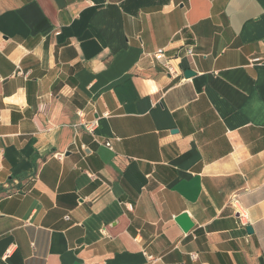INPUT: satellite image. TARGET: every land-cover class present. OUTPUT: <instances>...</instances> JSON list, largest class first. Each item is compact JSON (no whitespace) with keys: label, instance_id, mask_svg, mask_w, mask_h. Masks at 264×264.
Masks as SVG:
<instances>
[{"label":"crops","instance_id":"crops-1","mask_svg":"<svg viewBox=\"0 0 264 264\" xmlns=\"http://www.w3.org/2000/svg\"><path fill=\"white\" fill-rule=\"evenodd\" d=\"M0 264H264V0H0Z\"/></svg>","mask_w":264,"mask_h":264},{"label":"water","instance_id":"water-1","mask_svg":"<svg viewBox=\"0 0 264 264\" xmlns=\"http://www.w3.org/2000/svg\"><path fill=\"white\" fill-rule=\"evenodd\" d=\"M192 73L193 72L191 70H185L184 75L185 76H190V75H192ZM174 220L176 221L177 224H179V226L181 227L183 232H188L191 229V227L193 226L192 221L188 217V214L185 213V212L177 215L174 218ZM247 230L251 231V228L249 226H247Z\"/></svg>","mask_w":264,"mask_h":264},{"label":"built area","instance_id":"built-area-1","mask_svg":"<svg viewBox=\"0 0 264 264\" xmlns=\"http://www.w3.org/2000/svg\"><path fill=\"white\" fill-rule=\"evenodd\" d=\"M189 52H190V50H189ZM161 53H162V49H158L157 50V52L155 53V58H158L160 55H161ZM255 60H257V59H254V61ZM90 130L92 129V125H88L87 126ZM107 145H109V143H106ZM192 257H195V254L194 255H192Z\"/></svg>","mask_w":264,"mask_h":264}]
</instances>
